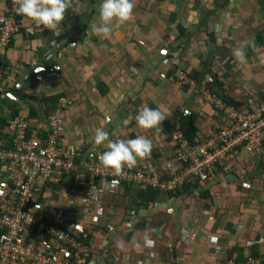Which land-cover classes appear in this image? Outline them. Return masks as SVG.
<instances>
[{"label":"crops","instance_id":"0c3cea01","mask_svg":"<svg viewBox=\"0 0 264 264\" xmlns=\"http://www.w3.org/2000/svg\"><path fill=\"white\" fill-rule=\"evenodd\" d=\"M67 3L60 27L42 31L28 19L33 34L21 32L3 52L1 62L10 68L14 86L0 96V118L17 96L28 115L31 106L36 110L33 122L44 125L43 110L52 106L45 98L75 97L76 104L63 113L67 140L83 151L103 152L107 142L92 145L97 127L110 140L144 136L151 151L137 162L159 166L172 150L163 133L165 120L172 124L195 113V128L203 136L219 123L197 95L206 78L235 102L264 98V0H133L131 17L114 22L107 37L91 34L99 0ZM5 9L0 0V16ZM238 47L242 61L233 55ZM178 67L195 86L180 90L173 77ZM42 79L51 80L50 88ZM144 106L158 107L165 119L154 128L138 127L135 115ZM219 172L192 189L199 196L206 192L194 199L184 193L188 187L176 195L151 191L140 202L135 186L120 185L106 194L103 225L126 219L127 209L133 215L127 230L109 236L94 230L96 264H121V259L123 264H247L246 252L264 264V149L257 155L240 150ZM256 180L253 193L247 183ZM102 240L109 245L102 247Z\"/></svg>","mask_w":264,"mask_h":264},{"label":"built area","instance_id":"2783aa9c","mask_svg":"<svg viewBox=\"0 0 264 264\" xmlns=\"http://www.w3.org/2000/svg\"><path fill=\"white\" fill-rule=\"evenodd\" d=\"M5 2L0 16V96L8 95L14 86L10 68L1 62L3 52L21 32L33 34L28 18L16 13V0ZM173 77L180 90L196 85L180 67L174 69ZM50 81L42 79L47 88ZM204 82L197 87L198 98L219 118L210 134L197 131L190 142L177 129L168 134L172 150L162 164L137 162L131 168L122 166L119 173L100 164V149L83 151L67 140L63 113L77 98L60 96L44 125H36L29 120L26 102L11 96L10 108L17 113L0 126V264H96L94 230L107 236L127 230L133 215V209H127L126 219L103 225L106 194L120 185L135 186L140 193L171 195L188 187L190 192L184 193L199 198L196 187L226 169L240 150L257 155L264 149V98L251 96L234 106L210 86V78ZM247 186L254 193L259 183ZM185 236L182 233L181 239ZM106 245L108 240H102L101 246ZM249 255L246 252L247 264H257Z\"/></svg>","mask_w":264,"mask_h":264},{"label":"clouds","instance_id":"9594fccd","mask_svg":"<svg viewBox=\"0 0 264 264\" xmlns=\"http://www.w3.org/2000/svg\"><path fill=\"white\" fill-rule=\"evenodd\" d=\"M133 7V0H99L96 9L97 19L90 26L91 34L107 37L112 31L114 22L122 24L131 17ZM67 8V0H16L15 11L43 31V29L51 30L60 27ZM233 55L241 61L245 58L242 47L234 49ZM164 119L165 113L158 107L144 106L135 115L137 126L144 129L154 128ZM108 135L103 128H95L92 145L96 147L107 142L106 150L99 154L98 159L104 168L115 173H119L122 166L129 168L135 166L138 158L147 156L151 151V141L144 136L110 140ZM144 242L146 245L151 244L147 235Z\"/></svg>","mask_w":264,"mask_h":264},{"label":"trees","instance_id":"16d2710c","mask_svg":"<svg viewBox=\"0 0 264 264\" xmlns=\"http://www.w3.org/2000/svg\"><path fill=\"white\" fill-rule=\"evenodd\" d=\"M224 72V71H223ZM222 74V72H220ZM219 75V74H218ZM224 78V77H223ZM196 79H198L196 77ZM188 86H186L187 88ZM213 89H215L218 93H220L222 95V93L220 92V89L219 88H215L214 86L212 87ZM186 90V89H185ZM223 100L227 103V104H232L234 106H239L241 105V102H235L233 99L231 98H226L225 96H223ZM25 98V97H24ZM59 98V97H58ZM58 98L56 99V101L50 99V97H47L45 98L46 102L44 103H48V102H52V106L50 107H45V109L43 110V113H44V116L45 118L43 120L46 119V117L49 115L50 112H52V110H54L56 108V102L58 100ZM21 100H24L22 97H20ZM27 101V100H26ZM31 106V105H30ZM17 111L15 108H10L7 112V115L5 117H1L0 118V126H2V124H7L9 120H11L15 115H16ZM36 110L33 108V106H31L29 108V120L31 121H35L34 117H36ZM192 114V113H191ZM195 120H196V114H192L190 116H185L183 118H181L180 120L176 121V122H173L172 124L168 121H164V125H165V128H163V133L164 134H170L171 132L175 131V130H180L184 136L190 141V142H194V140L196 139V128H195ZM169 138V135L167 136ZM170 140V139H168ZM151 191H148V192H143V193H140L139 195V199H143V195L146 193H149ZM152 194V193H151ZM206 195V192H201L200 194V197L202 196H205ZM93 249V248H92ZM257 249H255L256 251ZM95 252L96 250L94 249L93 250V253L95 255ZM109 254V253H108ZM92 255V256H94ZM254 255V254H253ZM106 264H110L108 262H106Z\"/></svg>","mask_w":264,"mask_h":264},{"label":"rangeland","instance_id":"374dc122","mask_svg":"<svg viewBox=\"0 0 264 264\" xmlns=\"http://www.w3.org/2000/svg\"><path fill=\"white\" fill-rule=\"evenodd\" d=\"M183 69V68H182ZM187 72V71H186Z\"/></svg>","mask_w":264,"mask_h":264}]
</instances>
